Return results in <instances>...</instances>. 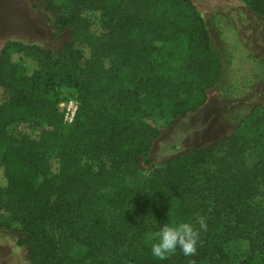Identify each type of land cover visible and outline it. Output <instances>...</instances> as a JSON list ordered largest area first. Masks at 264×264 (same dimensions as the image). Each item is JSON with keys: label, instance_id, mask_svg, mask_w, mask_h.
<instances>
[{"label": "trees", "instance_id": "16d2710c", "mask_svg": "<svg viewBox=\"0 0 264 264\" xmlns=\"http://www.w3.org/2000/svg\"><path fill=\"white\" fill-rule=\"evenodd\" d=\"M240 1L264 19V0ZM41 2L56 33L68 32L70 40L57 53L15 40L0 51L7 94L0 104V210L32 264H87L100 245L101 264H264V116L253 124L263 157L252 166L245 163L252 146L234 133L165 162L151 157L163 131L199 110L221 76L193 2ZM84 9L101 12L98 26L80 18ZM68 99L78 110L66 126L58 104ZM150 111L166 120L165 129L151 124ZM30 119L51 128L33 147L12 133ZM52 158L58 166L50 175ZM98 189L114 191L120 217H131L116 246L92 217L82 223L81 209ZM3 220L0 227L10 228ZM183 222L200 230L196 255L177 248L165 260L154 258L152 234ZM237 239L248 243L246 252L231 248ZM119 247L124 259H111Z\"/></svg>", "mask_w": 264, "mask_h": 264}, {"label": "rangeland", "instance_id": "374dc122", "mask_svg": "<svg viewBox=\"0 0 264 264\" xmlns=\"http://www.w3.org/2000/svg\"><path fill=\"white\" fill-rule=\"evenodd\" d=\"M191 1L205 19L212 45L221 59V76L208 91L205 104L196 112L176 121L172 127H164L166 120L156 111H150L151 124L166 128L154 145L151 157L156 163L165 162L234 133L245 137L252 146L245 155V163L252 166L263 157L255 141L253 124L257 118L264 116V19L249 11L240 0ZM80 18L96 27L101 12L84 9ZM10 40L38 44L57 53L70 40V35L68 32L56 33L52 14L44 10L41 0H0V51ZM27 69L31 71L30 67ZM6 99V92L0 88V104ZM50 130V127L34 119L12 127L13 135L23 136L31 147L37 145ZM63 133H68L66 128ZM57 166V161L50 159V175L57 171ZM1 175L0 172V183H3ZM42 181V177H39L36 184ZM115 197L112 190H95L88 195L89 204L81 209V219L85 217L82 223H87L92 217L104 231L101 237L110 245L114 243V246L116 241H120L121 227L131 219L130 216L120 217L123 209ZM107 198L109 200L105 202ZM98 201L104 203L97 205ZM2 215L6 216L0 210V220L4 219ZM3 221L10 228L0 227V264H32L27 249L16 243L19 235L14 230V223ZM231 248L246 252L248 243L237 239L231 243ZM118 249L121 252L118 255L115 252L111 259H124L120 258L124 250ZM94 250V256L84 262L105 263L102 261L104 246H97Z\"/></svg>", "mask_w": 264, "mask_h": 264}, {"label": "clouds", "instance_id": "9594fccd", "mask_svg": "<svg viewBox=\"0 0 264 264\" xmlns=\"http://www.w3.org/2000/svg\"><path fill=\"white\" fill-rule=\"evenodd\" d=\"M196 223L199 225V229L207 230L205 217L197 215ZM199 229L188 222L175 225L163 224L160 230L151 236L155 241L151 246L152 256L159 260H165L175 254L177 248L185 256L196 255L200 237Z\"/></svg>", "mask_w": 264, "mask_h": 264}, {"label": "built area", "instance_id": "2783aa9c", "mask_svg": "<svg viewBox=\"0 0 264 264\" xmlns=\"http://www.w3.org/2000/svg\"><path fill=\"white\" fill-rule=\"evenodd\" d=\"M58 110L62 116L63 123L69 126L73 123L78 110V103L74 99L59 102Z\"/></svg>", "mask_w": 264, "mask_h": 264}]
</instances>
